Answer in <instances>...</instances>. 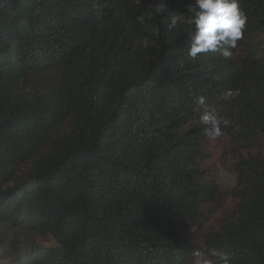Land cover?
<instances>
[{
  "label": "trees",
  "instance_id": "trees-1",
  "mask_svg": "<svg viewBox=\"0 0 264 264\" xmlns=\"http://www.w3.org/2000/svg\"><path fill=\"white\" fill-rule=\"evenodd\" d=\"M191 3L0 0V264H264V0L230 60L188 58ZM200 96L246 152L217 228Z\"/></svg>",
  "mask_w": 264,
  "mask_h": 264
},
{
  "label": "clouds",
  "instance_id": "clouds-1",
  "mask_svg": "<svg viewBox=\"0 0 264 264\" xmlns=\"http://www.w3.org/2000/svg\"><path fill=\"white\" fill-rule=\"evenodd\" d=\"M157 12H169L165 4L155 7ZM187 13L191 18L193 33L188 50V58L196 60L198 54L219 52L224 60H230L237 47V42L244 36L247 24V15L241 7L240 0H193L187 6ZM147 17L141 15L136 18L143 25ZM168 31L177 28L179 19L175 14L168 16ZM153 34H159V28L153 29ZM229 90L225 98L233 96ZM199 120L205 126V135L215 140L224 135L222 124L227 126V120H221L213 105L209 104L203 96L196 100ZM191 264H232L233 254L224 249L213 248L208 252L194 250Z\"/></svg>",
  "mask_w": 264,
  "mask_h": 264
},
{
  "label": "rangeland",
  "instance_id": "rangeland-1",
  "mask_svg": "<svg viewBox=\"0 0 264 264\" xmlns=\"http://www.w3.org/2000/svg\"><path fill=\"white\" fill-rule=\"evenodd\" d=\"M203 151L206 154L205 163L202 165L205 178L208 181H214L223 193L221 208L217 210L210 223L211 227L217 228L235 211L237 202L231 196L236 188L234 166L237 159L245 156L246 152L234 140L226 136L215 140L208 139L203 145ZM182 232L193 244L202 246V231L197 228H186Z\"/></svg>",
  "mask_w": 264,
  "mask_h": 264
}]
</instances>
